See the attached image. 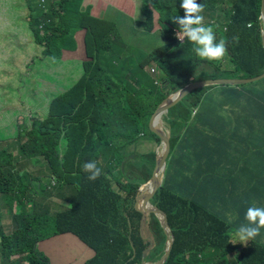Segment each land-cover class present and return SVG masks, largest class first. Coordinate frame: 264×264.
<instances>
[{
    "label": "trees",
    "instance_id": "1",
    "mask_svg": "<svg viewBox=\"0 0 264 264\" xmlns=\"http://www.w3.org/2000/svg\"><path fill=\"white\" fill-rule=\"evenodd\" d=\"M143 1L136 24L143 34L153 33L159 26L164 41L150 53L126 45L114 22L79 12L80 0H25L18 6L25 10L21 16L32 44L40 56L51 59L49 66L55 74L63 67L56 62L60 51L76 49L78 32L84 33L87 60L70 63L72 76L80 75L78 81L55 99L47 117L32 121L28 135L16 142L18 154L26 161L42 156L46 165L18 169L8 156L15 143L0 146V203L4 205L0 206V264H50L38 243L61 233L76 235L92 249L86 264L159 260L167 235L158 214L136 206L139 187L152 176L157 148L138 154L130 147L141 134L156 138L159 146L161 138L150 129V118L183 86L205 79H250L264 73L262 0H197L204 6V23L213 27L217 41L221 37L227 41L226 60L217 66L197 57L189 41L176 37L179 29L173 18L184 15L181 0ZM226 2L228 7L217 11ZM234 36L238 42L233 41ZM3 50L0 46L2 59ZM151 68L156 73L151 74ZM32 73L38 74L32 70L33 78ZM260 83L264 79L195 90L165 115L171 136L170 159L164 181L151 198L166 213L174 234L163 264H224L235 246L230 229L208 208L207 177L187 174L190 148L181 146L179 140L185 128L203 129L197 131L200 136L193 148L197 153L194 162L206 173L210 154L204 130L209 123L203 116L219 101L206 93L219 92L239 100L249 87ZM63 144L67 145L64 150L60 148ZM100 156L103 160L98 161ZM92 160L102 169L94 181L83 170L84 163ZM44 179L56 182L50 190L64 198L63 210L38 206L35 200L31 206L24 203L36 188L45 192L48 184ZM64 186L67 191L58 189ZM185 190H189L187 196ZM4 210L11 213L10 232L1 225ZM244 246L241 264H264V253L258 251H264V245L252 241Z\"/></svg>",
    "mask_w": 264,
    "mask_h": 264
},
{
    "label": "crops",
    "instance_id": "2",
    "mask_svg": "<svg viewBox=\"0 0 264 264\" xmlns=\"http://www.w3.org/2000/svg\"><path fill=\"white\" fill-rule=\"evenodd\" d=\"M116 1L119 2L126 12L137 9L135 6L137 0H85L88 5L87 8L95 7V14L105 20L114 22L120 34L123 35L127 27L124 24L120 26V24L126 14L118 10L115 6ZM140 31L143 33L142 29ZM131 36L134 39L133 34ZM139 36L145 38L153 37L148 33ZM77 47L76 51H81L79 44H77ZM15 59L16 61H13L12 65L17 66L18 64L22 66L25 64L24 66H27L29 71L33 70L22 59L19 61L17 58ZM0 60L3 61L2 58ZM86 60L87 58L83 61ZM71 62L64 64L63 67H58L56 71L58 74L65 72L66 77L73 78V80H65L67 85H62L60 91L56 94L48 92V96L51 98L49 100V108L55 96L66 93L67 88L80 78V75L72 76ZM4 76L0 77V80ZM3 92L4 87L0 86V95ZM210 94L218 98L219 101L216 107H210L203 116L209 123L207 129L204 130L208 135L207 146L209 148L208 154H210L206 173L201 171L197 167V163L194 162L197 153L195 148H193L197 143L196 139L200 136L197 131H203V129L191 128L186 130L185 128L182 130L184 137L179 140V143L183 147L190 148L189 161L187 162L190 168L186 171L187 174L193 178L207 177L208 188L206 194L208 208L213 212L214 216L221 219L227 228L230 229L231 241L233 242L235 230L242 223H246L244 216L247 207L251 206L253 202L258 207H264V83L249 87L248 91L239 100L222 97L219 92L214 91L207 92L206 96ZM23 124L24 121L13 127L12 136L5 138V144L11 145L19 141L16 138V134L21 130ZM25 125L27 130L31 128V123ZM140 137L142 138L140 142L145 140L153 141V137L144 136L143 134ZM66 146V144H63L60 148L64 150ZM130 148L134 149L135 146L132 145ZM13 151H15L14 158L20 157L15 148ZM33 158L43 159L42 156ZM101 160H103L102 156H100L98 161ZM106 160L108 161V159ZM199 189H195V191L197 192ZM188 193L189 190H185L186 196ZM63 204L65 207V201H63ZM0 206L4 205L0 203ZM1 225L4 226L6 232L12 230L11 213L7 210H4ZM55 236L58 237L53 242L46 244L51 256L50 264H86L92 255V249L87 244L72 233H62ZM253 241L264 245V229H261V234ZM250 242L252 241L242 245ZM83 252L84 257L79 258ZM224 264L232 263H229L226 259ZM237 264H241V261H238Z\"/></svg>",
    "mask_w": 264,
    "mask_h": 264
},
{
    "label": "rangeland",
    "instance_id": "3",
    "mask_svg": "<svg viewBox=\"0 0 264 264\" xmlns=\"http://www.w3.org/2000/svg\"><path fill=\"white\" fill-rule=\"evenodd\" d=\"M24 1L25 0H0V38L3 39V41L0 43V46L4 49L3 61L0 60V77L5 75L4 78L0 80V86L4 87V92L2 95H0V146H6L5 138L12 136L13 127H16V125H19L22 123V121H24L22 129L16 134L17 140L22 141L29 132L25 124L29 125L35 120L41 121L49 115L51 111V107L49 108V100H51V98L48 96V92L56 94L60 91L62 85H67V81L65 80H73V78H67L65 72L62 74H58L56 72L55 74L53 72L54 69L52 70V68L49 66L51 59L47 56H40L38 47L32 44V39L30 34L27 33L24 20L21 16L25 10H19L18 8L19 5H22L20 3ZM45 1L46 0H43V2ZM143 5V0H140V2L137 0L135 2L137 9L126 12L123 10L118 1L115 3V6L118 8V10L126 14L123 16L122 22L120 24V26L124 24L125 27H127L124 30V34H121L124 41L126 42L125 44L129 47L134 45V47L141 49V52L150 53L154 49L164 45V41L161 37V30L159 26H155L153 33H150V35L153 37L145 38L139 36L143 34L140 31L142 28L136 24L135 20H138L141 17V8ZM227 5V2L223 3V6L218 7L217 11L222 7H228ZM87 7V2H85V0H80L78 7L79 12L87 11L90 16L103 19L95 14V7H91L90 9ZM220 14L221 13H218L217 15L215 14V17L219 16ZM157 17L158 12L154 11V18ZM131 34H133L134 39L132 38ZM83 35V32H78L76 34V44H79L81 51H76L78 48L77 45L75 50L60 51V55L57 57L58 61H56L60 63V66H64V64L71 61L81 62L86 59V46L82 40ZM15 58H17L18 61L22 59L23 62L28 63V66L38 73H32L35 78L31 77V71H29L27 66H24L25 64L22 66H19L18 64L17 66L12 65V62L16 61ZM29 60H33V62L29 63ZM225 60L226 59L223 58L220 61H214L213 64L217 66ZM71 86L72 84L67 88V90H69ZM57 97L58 96H55V99ZM55 99L52 102L54 106L56 104ZM141 139H139V141L134 145V153L140 154L143 152H149L156 148L161 151L162 144H160L158 147L156 138H153V141L145 140L140 142ZM13 147L18 153V144L15 143ZM11 152L8 156H10V160H12L13 164L18 165V169L28 168L29 164L31 169L46 165L45 158H33L31 162H28L22 158V156L16 157L14 159L15 151ZM135 161H139L138 158H136ZM41 176L42 174L40 177ZM162 176L163 171L159 173V177L162 178ZM44 180L45 183L48 184V188L45 189V192L40 191V187L36 188L30 197L25 199L24 203L27 204V206H31L33 200H35L39 203L38 206H49L51 209L63 210L65 208L63 204L64 198L57 194V190H50L52 189V185L56 184V182L50 181L48 179ZM58 189L60 191H67L65 186ZM57 237L58 236L49 238L45 237L40 241V243H38V248H41L40 251L48 257V260L49 258L51 259V256L49 254V249L46 248V244L53 242ZM233 238L235 241V237ZM239 243L240 242L233 243L235 246L231 248L230 252L227 254L226 259L229 263L237 264V262L240 260L242 256L240 255L242 252L241 248L245 246L242 245V243ZM258 251L260 253H264L262 248H258ZM82 257H84V252L79 256V258Z\"/></svg>",
    "mask_w": 264,
    "mask_h": 264
},
{
    "label": "clouds",
    "instance_id": "4",
    "mask_svg": "<svg viewBox=\"0 0 264 264\" xmlns=\"http://www.w3.org/2000/svg\"><path fill=\"white\" fill-rule=\"evenodd\" d=\"M180 8L183 9L184 15L175 16L174 22L178 25L176 37L183 42L189 41L194 47L192 51L202 60L220 61L227 55V41L221 37L217 41L216 34L211 25L204 23V6L197 3V0H181ZM234 42H238V37L234 36ZM83 170L88 173V180L94 181L102 174V169L98 167L97 162L86 161ZM71 208V205H70ZM244 220L235 230V241L242 244L255 240L264 229V207H258L253 204L247 207ZM231 222V220H229ZM13 228V227H12Z\"/></svg>",
    "mask_w": 264,
    "mask_h": 264
},
{
    "label": "water",
    "instance_id": "5",
    "mask_svg": "<svg viewBox=\"0 0 264 264\" xmlns=\"http://www.w3.org/2000/svg\"><path fill=\"white\" fill-rule=\"evenodd\" d=\"M261 18L264 20V0H262V5H261ZM262 44L264 46V29L262 32ZM262 79H264V73L250 79L220 78V79H205L201 81H195L191 84L183 86L179 91L168 96L156 109L155 113L150 119L149 127L154 133L160 136L161 138L160 144H162V149L161 151H159L158 149L156 150L157 157L151 178L146 183H143L138 189L136 206L138 209H141L143 211H154L156 214H158L161 226L163 227L167 235V246L165 248L164 254L161 256L159 260L155 262L143 261L141 264H163L169 257L172 244L174 241V234L169 226L166 213L163 210L154 206L151 202L152 196L164 181L165 172L167 168V161L169 159L170 148H171L170 130L169 128H167V125L165 124L164 121L165 115L168 114L172 106L181 102L186 96H188L190 93H192L195 90L204 89L208 87H215V86L242 85V84H248L250 82H257ZM162 171H163V176L162 178H160L159 173ZM143 222L144 219H142L141 227L143 225Z\"/></svg>",
    "mask_w": 264,
    "mask_h": 264
},
{
    "label": "built area",
    "instance_id": "6",
    "mask_svg": "<svg viewBox=\"0 0 264 264\" xmlns=\"http://www.w3.org/2000/svg\"><path fill=\"white\" fill-rule=\"evenodd\" d=\"M41 1H43V0H41ZM151 73H156V69L155 68H151Z\"/></svg>",
    "mask_w": 264,
    "mask_h": 264
}]
</instances>
